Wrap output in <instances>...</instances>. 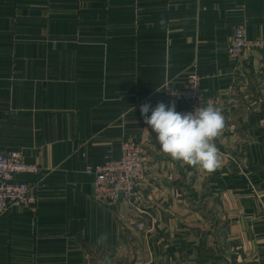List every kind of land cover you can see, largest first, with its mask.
<instances>
[{"label": "crops", "instance_id": "crops-1", "mask_svg": "<svg viewBox=\"0 0 264 264\" xmlns=\"http://www.w3.org/2000/svg\"><path fill=\"white\" fill-rule=\"evenodd\" d=\"M242 24L264 38V0H0V150L40 167L17 175L37 207L0 216V264H264V49L228 57ZM193 72L225 103L212 173L161 153L140 112L186 109L167 89ZM123 139L146 160L137 208L86 173Z\"/></svg>", "mask_w": 264, "mask_h": 264}, {"label": "built area", "instance_id": "built-area-1", "mask_svg": "<svg viewBox=\"0 0 264 264\" xmlns=\"http://www.w3.org/2000/svg\"><path fill=\"white\" fill-rule=\"evenodd\" d=\"M250 49H264V38H250L246 27L239 25L230 39L227 54L231 60H239ZM201 75L189 74L184 86L167 89L168 95H176L187 104L178 113L185 114L209 103L222 108L226 118L225 103L220 96H206L201 89ZM173 94V95H172ZM146 160L142 146L131 139L121 142V157L106 159L87 169L86 173L94 176L95 198L105 203L126 201L137 208L139 200L138 186L145 177ZM40 167L23 159L20 151L3 152L0 150V216L11 208H36L38 199L33 186L27 181L17 179L19 174L38 173ZM34 224V222H33ZM138 229H144L142 222L137 223Z\"/></svg>", "mask_w": 264, "mask_h": 264}, {"label": "clouds", "instance_id": "clouds-1", "mask_svg": "<svg viewBox=\"0 0 264 264\" xmlns=\"http://www.w3.org/2000/svg\"><path fill=\"white\" fill-rule=\"evenodd\" d=\"M140 112L144 123L155 133L161 153L173 161L197 167L208 173L221 167L222 156L215 141L227 127L222 108L209 103L193 112L181 114L175 110L174 103L165 105L159 102L155 108L148 103L143 104ZM107 240L108 235L104 233L97 242L104 244ZM101 264H112V261L105 258Z\"/></svg>", "mask_w": 264, "mask_h": 264}]
</instances>
